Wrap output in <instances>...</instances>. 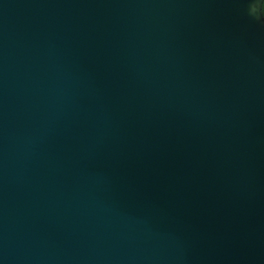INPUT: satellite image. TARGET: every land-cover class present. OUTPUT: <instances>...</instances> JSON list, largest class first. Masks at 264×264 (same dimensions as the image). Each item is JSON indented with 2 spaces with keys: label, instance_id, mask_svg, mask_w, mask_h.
Returning a JSON list of instances; mask_svg holds the SVG:
<instances>
[{
  "label": "water",
  "instance_id": "95a60500",
  "mask_svg": "<svg viewBox=\"0 0 264 264\" xmlns=\"http://www.w3.org/2000/svg\"><path fill=\"white\" fill-rule=\"evenodd\" d=\"M264 0H0V264H264Z\"/></svg>",
  "mask_w": 264,
  "mask_h": 264
},
{
  "label": "flooded vegetation",
  "instance_id": "af4514ba",
  "mask_svg": "<svg viewBox=\"0 0 264 264\" xmlns=\"http://www.w3.org/2000/svg\"><path fill=\"white\" fill-rule=\"evenodd\" d=\"M262 10H263V14H264V2H263V7H262Z\"/></svg>",
  "mask_w": 264,
  "mask_h": 264
}]
</instances>
